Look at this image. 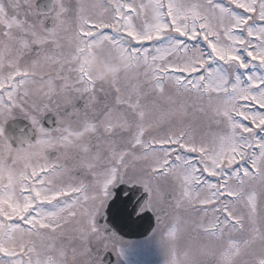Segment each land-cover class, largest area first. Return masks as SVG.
<instances>
[{"label":"snow or ice","instance_id":"1","mask_svg":"<svg viewBox=\"0 0 264 264\" xmlns=\"http://www.w3.org/2000/svg\"><path fill=\"white\" fill-rule=\"evenodd\" d=\"M146 213L165 264H264V0H0V264H121Z\"/></svg>","mask_w":264,"mask_h":264},{"label":"rangeland","instance_id":"2","mask_svg":"<svg viewBox=\"0 0 264 264\" xmlns=\"http://www.w3.org/2000/svg\"><path fill=\"white\" fill-rule=\"evenodd\" d=\"M100 55L99 53L94 56L84 53L86 59L91 60L96 65V69L91 72L100 79L107 80L113 75L132 71L131 67L127 66V61L117 57L115 54L103 63L101 62ZM121 264H165V255L158 242L150 238L140 245L127 247Z\"/></svg>","mask_w":264,"mask_h":264},{"label":"water","instance_id":"3","mask_svg":"<svg viewBox=\"0 0 264 264\" xmlns=\"http://www.w3.org/2000/svg\"><path fill=\"white\" fill-rule=\"evenodd\" d=\"M113 225L120 236L128 240H142L147 238L152 232L155 226V219L150 213H146L144 219L135 222H127L123 219L114 218ZM107 260L109 264L114 263L111 255L107 257Z\"/></svg>","mask_w":264,"mask_h":264},{"label":"flooded vegetation","instance_id":"4","mask_svg":"<svg viewBox=\"0 0 264 264\" xmlns=\"http://www.w3.org/2000/svg\"><path fill=\"white\" fill-rule=\"evenodd\" d=\"M150 238H152V235L150 236ZM150 238H147V240H144V241H136V242H127V241H124V240L123 241L125 242V244L127 245V247H129V246L140 245V244L144 243L145 241H148Z\"/></svg>","mask_w":264,"mask_h":264},{"label":"clouds","instance_id":"5","mask_svg":"<svg viewBox=\"0 0 264 264\" xmlns=\"http://www.w3.org/2000/svg\"><path fill=\"white\" fill-rule=\"evenodd\" d=\"M86 66L90 71H94L96 69V65L91 60L86 59Z\"/></svg>","mask_w":264,"mask_h":264}]
</instances>
